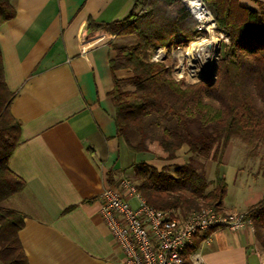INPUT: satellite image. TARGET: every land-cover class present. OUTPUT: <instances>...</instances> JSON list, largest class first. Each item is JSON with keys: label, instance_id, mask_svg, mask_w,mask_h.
I'll list each match as a JSON object with an SVG mask.
<instances>
[{"label": "crops", "instance_id": "crops-1", "mask_svg": "<svg viewBox=\"0 0 264 264\" xmlns=\"http://www.w3.org/2000/svg\"><path fill=\"white\" fill-rule=\"evenodd\" d=\"M238 1L264 11V0ZM133 3L14 0L15 17L0 26L6 83L16 92L10 110L21 123L9 166L26 182L4 205L24 215L19 237L30 264H124L100 207L110 179L132 178L139 161L117 133L111 95L114 77L127 84L133 76L112 71L111 43L133 38L94 33L89 21L123 19ZM175 61L166 63H183ZM141 161L155 164L150 155ZM194 244L208 264H264L249 228L198 233Z\"/></svg>", "mask_w": 264, "mask_h": 264}, {"label": "trees", "instance_id": "trees-1", "mask_svg": "<svg viewBox=\"0 0 264 264\" xmlns=\"http://www.w3.org/2000/svg\"><path fill=\"white\" fill-rule=\"evenodd\" d=\"M202 1L230 40L221 48L213 81L177 80L165 59H153L158 47L171 53L197 37L198 21L183 0H134L123 19L89 21L94 33L133 38L127 44L111 43L116 52L110 60L112 71L127 68L133 74L131 89L114 77L111 95L118 135L135 152H149L147 140L155 137L161 149L154 157L159 165L137 162L133 180L127 177L147 204L159 211H179L182 217L205 207L226 212L228 183L222 165L233 138L264 145V11L238 0ZM15 15L14 0H0V26ZM15 96L6 83L0 48V264H30L19 237L24 215L4 205L26 186L9 166L21 142V123L10 110ZM183 149L215 160V177L208 179L193 160L177 162ZM244 214L264 249V195Z\"/></svg>", "mask_w": 264, "mask_h": 264}, {"label": "built area", "instance_id": "built-area-1", "mask_svg": "<svg viewBox=\"0 0 264 264\" xmlns=\"http://www.w3.org/2000/svg\"><path fill=\"white\" fill-rule=\"evenodd\" d=\"M183 1L198 21L195 40L204 42L206 39L202 37L203 34L217 27L213 14L202 0ZM224 35L228 41L229 37ZM217 43L213 42L206 49L200 47V50H207L203 51L206 59L204 66L207 68L205 74L208 75L203 79L207 81L217 78L214 73L219 59L220 45L217 47ZM164 50L166 48L158 47L153 59H166L162 57ZM177 50L179 48L172 52ZM178 67L181 71L185 69L184 63ZM181 71L179 76L173 72L177 80L185 78ZM134 199L136 203L133 205L131 200ZM101 201L100 216L122 250L124 264H208L200 251L190 250L196 234L217 228L232 232L244 228L254 230L251 220L245 217L244 212L219 213L205 207L182 217L179 211H159L146 203L127 176L106 187Z\"/></svg>", "mask_w": 264, "mask_h": 264}, {"label": "rangeland", "instance_id": "rangeland-1", "mask_svg": "<svg viewBox=\"0 0 264 264\" xmlns=\"http://www.w3.org/2000/svg\"><path fill=\"white\" fill-rule=\"evenodd\" d=\"M224 34L225 33L215 27L211 31L203 34L202 37L206 39L204 42L203 40L194 39L187 47H180V49L174 53H168L167 49L164 50L165 54L162 57L166 58L165 60L168 63L171 62L172 56H175L178 62H183L185 66L184 71H181V68L175 65L174 69L172 67L173 72L179 76L181 71L187 83H194L208 76L205 74L207 68L204 66L206 60L204 58V53L207 50H200V47L203 46L205 47L204 49H206L209 45H213L214 40L215 42H220L219 44L217 43V47L220 45L219 47L221 49L224 43H229L230 41H226ZM191 48H193L191 54L187 55V51ZM177 61H175V63H178ZM124 86L125 89L132 88L131 83H127ZM147 148L149 152L142 151L141 153L135 154L137 160H139L138 162L148 158V155H150L153 159V163L158 164L159 160L154 158L161 153L157 137L153 140H147ZM180 153L182 156L177 162L193 160L197 162L200 168L206 173L208 179H213L215 177V160L211 158H202L196 154H187L185 153V149L180 151ZM222 171L225 172L226 181L228 183V189L224 199L225 207L238 212L246 211L264 195V145L259 144L255 147L246 144L239 137L233 138L224 154Z\"/></svg>", "mask_w": 264, "mask_h": 264}, {"label": "water", "instance_id": "water-1", "mask_svg": "<svg viewBox=\"0 0 264 264\" xmlns=\"http://www.w3.org/2000/svg\"><path fill=\"white\" fill-rule=\"evenodd\" d=\"M199 1H201V0H199ZM220 51H221V49H219V54H220ZM217 71H218V64H216V66H215L214 73L217 74Z\"/></svg>", "mask_w": 264, "mask_h": 264}, {"label": "bare ground", "instance_id": "bare-ground-1", "mask_svg": "<svg viewBox=\"0 0 264 264\" xmlns=\"http://www.w3.org/2000/svg\"><path fill=\"white\" fill-rule=\"evenodd\" d=\"M213 42H214V43H217V42H215L214 40H213ZM193 48H194V47H193ZM193 48H191V49H189V50L187 51V55H190V54H191ZM183 53H184V52H183Z\"/></svg>", "mask_w": 264, "mask_h": 264}]
</instances>
